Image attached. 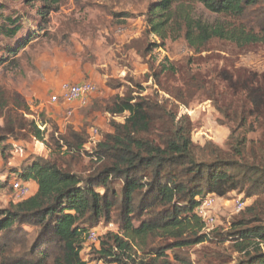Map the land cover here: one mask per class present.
<instances>
[{"label":"trees","instance_id":"obj_1","mask_svg":"<svg viewBox=\"0 0 264 264\" xmlns=\"http://www.w3.org/2000/svg\"><path fill=\"white\" fill-rule=\"evenodd\" d=\"M60 1L42 0L38 13L44 21ZM196 1L217 15L244 18L254 14V28L214 29L194 19L191 10L174 8L173 0H157L147 12L150 33L162 44L169 38H182L194 49L213 39L240 48L264 43V0ZM21 29L16 20L0 18V38L14 40ZM30 41L18 43L7 53L15 55ZM125 48L143 61L150 50L136 42ZM2 62L0 57V65ZM145 64L148 78L157 87L161 76L176 82L172 67L160 64L151 72L152 66ZM124 72V79L132 83L127 66ZM186 77L182 88H172L161 100L141 97L140 91L113 96L103 108L110 132L100 135L90 154L83 150L85 133L68 130L56 139L53 127L45 141L46 131L41 126L47 122L40 120L38 124L25 118L30 115L29 106L19 94L12 97L11 106L0 94L2 150L6 141L34 139L54 157L35 158L15 179L28 186L33 182L37 190L0 209V264H135L133 248L138 243L147 247L155 236L170 242L152 246L149 255L164 259L168 252H179L184 263L191 264L186 249L207 243L209 237L196 214L206 196L222 199L230 193H241L258 201L264 195V75L218 74L226 84L224 92L229 100L217 84H207L199 74L188 73ZM104 84L110 90L118 89V84L110 81ZM198 91L207 95L215 110L233 125L226 148L211 141L203 146L194 144L190 119L179 116L181 107H187ZM253 134L256 138L249 139ZM82 153L90 159L87 166L81 165ZM79 165L81 171L76 170ZM114 182L120 183L118 190L113 188ZM101 221L118 224L120 233L97 237V244L88 242ZM250 223L245 218L232 223L228 238L235 243L234 253L247 256L243 264H264L260 248L264 247V228L251 227ZM27 229L35 232L32 241ZM88 243L94 248L93 258L85 261L81 253ZM220 257L215 254V258Z\"/></svg>","mask_w":264,"mask_h":264},{"label":"rangeland","instance_id":"obj_2","mask_svg":"<svg viewBox=\"0 0 264 264\" xmlns=\"http://www.w3.org/2000/svg\"><path fill=\"white\" fill-rule=\"evenodd\" d=\"M156 1L61 0L44 21L38 13L42 0H0V18H12L22 26L16 39L0 38V48L5 47V50H0V57L3 59L0 65L2 98L11 106L12 97L19 94L29 106L30 115L25 118L33 119L38 124L40 120L47 122V125L41 126V130L46 131L45 141H48L53 127L56 128V139L65 135L68 130L77 134L85 133L83 150L90 154L95 143L100 140V135L110 132L108 117L103 108L115 95L140 91L141 97L155 96L161 100L167 98L165 93L172 88H182V80H186L189 73L199 74L207 84H217L223 90L222 94L226 93V100H229V94L224 92L226 84L218 74L239 73L243 76L244 73L251 72L264 75V43L240 48L232 43L213 39L195 49L188 47L182 38L175 41L169 38L163 44L160 43L150 33L147 24L148 8ZM173 1L174 8L183 6L191 10L194 19L214 29L251 31L254 28V14L234 18L210 13L196 0ZM29 38L32 41L18 53H7V49L12 50L18 43ZM132 42L149 46L150 50L144 61L134 51L125 48ZM146 62L152 66L151 72L159 69L160 64L172 67L176 72V82L161 76L160 86L157 87L148 78ZM126 66L131 71L132 83L124 79ZM76 78L80 82L93 84L96 88L94 95L84 106L79 103L70 108L61 104L54 105L51 97L64 85L75 84ZM105 81L118 84V89L106 88ZM207 98V95L198 91L188 101L187 107H181L179 116L190 119L191 140L194 144L203 146L206 141H211L226 148L233 125L215 110ZM75 107L77 108L73 109ZM67 110L71 111L70 116ZM117 121L123 122L122 119ZM2 124L0 119V126ZM248 138L254 139L256 135ZM10 143L12 140L2 144L4 150L0 147V209L18 201L13 183L30 162L38 157L54 158L43 143L34 139L14 141L13 148ZM89 162V157L82 153L81 165L87 166ZM81 165L76 167L77 171L82 170ZM112 186L118 190L120 183L114 182ZM30 192L32 193L31 188ZM202 207L206 216L213 219V223L203 231L209 236L207 243L186 249L185 254L191 264H243L247 256L233 252L235 243L227 234L232 232V223L242 218L250 220L251 227L264 228V195L257 201L256 197L246 198L241 193H230L222 199L211 198ZM253 217L256 222L252 220ZM93 229L98 237L107 233H120L118 224L112 221H101ZM27 230L29 240L32 241L35 232L33 229ZM169 242L165 237L155 236L149 240L147 247L138 243L132 250V259L135 264H185L186 261L179 252H168L164 259H155L149 255L152 246H163ZM260 248L264 253V247ZM93 251L90 243L85 244L81 258L85 261L93 258ZM216 253L221 257L215 258Z\"/></svg>","mask_w":264,"mask_h":264},{"label":"built area","instance_id":"obj_3","mask_svg":"<svg viewBox=\"0 0 264 264\" xmlns=\"http://www.w3.org/2000/svg\"><path fill=\"white\" fill-rule=\"evenodd\" d=\"M96 92V88L93 84L91 83H80V84H66L64 85L60 91L51 97V102L54 105H62L64 107L68 106L69 108L75 104L79 103V105L84 106L87 101L94 95ZM68 116L71 115V111L67 110ZM15 147V144L12 143V147ZM13 191L15 194V197L18 201H22L29 197L30 195V188L27 184H21L18 181L14 180L13 183ZM211 198H215L213 196H206L202 201L199 207L196 209V214L197 216L203 221L205 228L213 223V219L210 217H207L206 214L203 212V207L202 205L204 202L210 200ZM241 204H239L240 206ZM98 236L95 235V233L92 231L90 238L88 239V242L90 243H95L96 238ZM97 244V242H96ZM91 264H101L99 263H91Z\"/></svg>","mask_w":264,"mask_h":264},{"label":"crops","instance_id":"obj_4","mask_svg":"<svg viewBox=\"0 0 264 264\" xmlns=\"http://www.w3.org/2000/svg\"><path fill=\"white\" fill-rule=\"evenodd\" d=\"M74 80H76V81H75V84L83 83V82H80L81 80H80L79 78H76V79H74ZM73 106H74V105H73ZM76 108H77V107H75V108H73V109H76ZM30 188H31V190H32V193L36 192V190H37V186H36V184L33 183V182L30 183Z\"/></svg>","mask_w":264,"mask_h":264},{"label":"clouds","instance_id":"obj_5","mask_svg":"<svg viewBox=\"0 0 264 264\" xmlns=\"http://www.w3.org/2000/svg\"><path fill=\"white\" fill-rule=\"evenodd\" d=\"M210 196V195H209ZM218 199V198H217Z\"/></svg>","mask_w":264,"mask_h":264}]
</instances>
